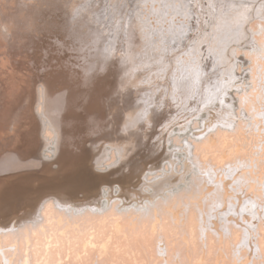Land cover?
Instances as JSON below:
<instances>
[{
	"label": "bare ground",
	"instance_id": "1",
	"mask_svg": "<svg viewBox=\"0 0 264 264\" xmlns=\"http://www.w3.org/2000/svg\"><path fill=\"white\" fill-rule=\"evenodd\" d=\"M211 4L219 9V19H215L218 23L217 25L220 26L219 28L227 29L229 34L232 33V31L237 33V31H239V27L243 26L247 21V23L245 24L246 26H244L245 29L243 28V33L240 31V34L244 35V38L241 37L242 39L240 41H245L244 39L246 38L247 40V38L249 37V42H242V47L236 44L238 46L237 48L235 47L236 50L234 48L233 50L228 52L226 50L228 48L227 47L225 48L226 51H224V53L220 52L223 60H230L233 58V61H239V59L241 58L239 55L242 54L244 58L242 60L240 59V61H242L240 62V65L246 67V75L244 77V79L246 78L245 86L238 88V90L234 92H229L230 94L227 97H223V102H221V104H218L220 105V107H217L218 105L216 104V108L220 109L218 111H214L213 113L221 112V114H218V116H220H217L218 119L214 118V114L209 108V106L215 107V105H210L211 102H209V106L206 107L207 105H205L204 108L202 105L203 103H200V105L203 107V110L200 111L199 109L200 113L198 112L197 117L195 119L193 118L194 120L191 119L193 121L191 123L192 128L191 126L182 127L179 123L177 124L178 126H173L174 124H172V127L171 125L167 127L166 131L168 132L167 134H165V137L161 142L162 144L159 147L162 162L153 166L152 170L149 171L145 168L144 163L146 161L148 162L150 159L147 160L148 158L146 157L140 158V155L138 153L135 154L133 158H130L131 160L127 161V163L125 162L128 158L127 156H129L125 155V147L123 146L126 144L127 138L125 139V141H123L120 136L122 135L125 138V136L130 133V136L132 138L134 136H137L134 137V139H138L137 142L135 141V143H137V147L135 146V148L146 146V143L148 141L144 142L146 141L145 139H143L144 136L147 135L149 137L152 133H155L156 130H158L159 126L160 129H162L167 125L166 122L168 121L167 118L169 119V117H167L168 114H166L165 110H163L165 101H161L160 109L157 112H147L146 109H144V107H146L147 105L140 106L141 104L139 105V108L136 107V109H134L133 107L138 105L133 104L131 106V109H134V112H132V116L130 115L131 121H136L138 126L137 128H135L134 132L132 131L133 129H129L126 135L120 133V131L118 133L120 135H117L114 131L116 129V127L114 126V130L111 129L112 132L109 130L110 127L107 128L110 132L107 134L105 131H103L106 128L101 129L100 127V124H103V127H105L104 123H102L103 121L105 122L104 119H101L97 124L90 125V127L88 126L77 129V132H70V127L68 126L70 118L67 117L62 119L60 125H58V119L52 117V112L55 110L54 106L50 105L49 107H46V105H44L40 110V112L43 113L42 118H39L40 121L42 120L41 122H43L42 124L45 129L44 132H47V134H44H46L48 138L47 145L44 144L45 147H43L45 148L44 151L46 152V156L44 159L46 161H49L48 158H50L52 164L56 168V171L43 170L42 172H37V166L40 167L41 162L39 161L37 156L39 148L36 144L33 143V135H31L32 129L26 131L25 126H23L18 131L20 132L18 139L21 142L28 141L26 137L31 140L32 146L28 150H24V152L19 153L17 151H10L7 148L0 147V198L2 197L7 200H12L11 202L21 203L29 195L30 190H32L34 187L37 189L34 195H30L31 197L28 196V199L26 198L27 201H30L29 207H31L30 211L33 213L32 217L30 216V214L29 216L27 214H24L22 215V217L20 216V218H15V228L12 226L10 227L12 223L10 225L8 224L9 227L8 225H0V264H264V217H259L258 219V216L256 215L257 212L264 210V206L262 207L263 204L257 207L258 201L250 199L249 203L246 204L250 205V208H247V210L242 209L241 211H235L233 207L229 205V209L231 208L232 211L234 210V212H236L234 213V215H236L235 217L244 218V220L239 219L238 223H226V221H228L227 219L225 220V227L227 229L224 230L221 226H218L219 224H214L210 221L215 219L209 218V215L211 214H209V212H206L203 204L188 202L185 204L183 203L182 205L181 203L182 198L186 197L185 194L193 195L196 193V191L198 192L201 190L199 188L203 183L198 182L199 180H206L207 183H204V185L217 188V191H215V193L213 192V194L215 195L217 192H219L220 194L218 195V197L220 198V200L218 202H225L227 200V196L225 195L228 193V188H230L228 186V188L226 187L227 182L225 180L227 178H230L232 171L234 173L236 172L237 174H239L240 171H243L246 162H244L242 159L241 161L243 162H240V167H236V169L231 168L232 170L230 169V171L228 170V168H225V170L224 168L218 167V164L209 165L207 164L208 162L205 163V160H210L209 158L211 157V153H214V155L217 156L215 154L216 151L214 150V147H216V145H219V142H224H221L222 144H225V142L228 143V140H230L232 137V139L235 140L234 136H238V142L242 140L240 139V137H243L244 140L242 141L245 142L242 144V148H249L252 144L249 143L250 145L248 146V140L249 138L252 139V136H255V132L253 130L254 122L257 123V118H260V121H263L264 124V0H254V5L257 4V7H254L253 5V8H256V14L252 15V17L247 20L244 16L250 12L248 11V9L252 8V0H209L207 11L208 15L210 14L209 6ZM187 9H189V7ZM229 12H234L237 14V16H227V14H230ZM212 17L214 16H211L210 18ZM240 29L242 28L240 27ZM221 31L223 30H220L219 33ZM214 32L213 35H216L214 34ZM223 34L220 33V35L225 36ZM215 37L216 36H214V38ZM224 39L221 41L222 43L224 42ZM228 40L231 41L232 39ZM210 47L214 48L213 51L216 50L214 41L211 42ZM217 54L219 55L218 52ZM195 55H197V53ZM190 57L191 55L189 56V58ZM206 57H209V55ZM206 57H204L203 59L205 60ZM218 58L215 59L217 60ZM206 59L208 61H211L209 60L210 58ZM200 61L203 60L201 59ZM233 61L231 60L232 64ZM80 63L79 65L81 66ZM237 63L235 62V64ZM207 66L206 68H208ZM239 67L240 66H238V68ZM233 68H235V66ZM209 71H211L212 73V70ZM187 72L188 71H186V73ZM183 73L186 74L185 71ZM174 74L176 75V73ZM194 74H192L193 77L195 76ZM237 74H239V72H237ZM186 75L188 77V74ZM128 76H130V74ZM170 76L174 75L172 74ZM176 76L177 78L179 77L178 75ZM189 76H191L190 73ZM95 77L93 79L97 78ZM185 77L184 79H186ZM205 77H208V73L207 76L205 75ZM98 80L97 85L100 86V81L102 82V80ZM122 80H124V78ZM224 81H227V79ZM175 82L178 83V81ZM194 82H192V84ZM207 83L208 81L206 80V84ZM170 84L168 85L169 87L172 86H170ZM227 86L230 85H226V87ZM166 87L164 89H166ZM102 88H104V85L102 86ZM229 89H231V87ZM166 90V95H168L169 91L168 89ZM200 92H202V90ZM192 95L194 96V94ZM80 97L81 96L79 95L78 98ZM82 97L84 96L82 95ZM216 97L217 96L215 95V98ZM225 98L227 99L225 100ZM193 99H195V97ZM196 100L198 101V99ZM88 101L90 100H85V103H87ZM213 103L216 102L213 101ZM87 104H89V102ZM87 104H85V106ZM162 104H164V106L161 107ZM78 105L81 106V104ZM149 106L150 107L147 108L151 109L153 107V104H149ZM224 108L227 109V112L222 110ZM256 112L259 113L256 114ZM35 118L37 122V117ZM199 122L201 124H204V127L201 130H197L195 128L196 126H193L195 123ZM143 124H145L149 128V131H142ZM195 125L198 126V124ZM256 125L257 124H255V126ZM174 127H176V129L178 130L180 129V131L171 132L172 128ZM261 127L262 126L258 127V129L260 130V132H264ZM39 129H41V127L38 128V130ZM88 131L90 132L88 133ZM91 131L93 132V134L95 132L101 133L103 131L104 133H106V135L101 134L100 136V134H98L100 138H102L101 140L98 141L97 138L96 141L95 138L94 140L92 138V141L90 142L88 138L85 142L87 135L90 133L92 134ZM134 133H136V135H133ZM92 136L94 135H91V137ZM130 136L128 135L129 138ZM132 141L133 139L131 140V142H129L130 144L132 143L131 146L134 147V142ZM84 142H88L90 144L88 146L87 143L86 146L83 147V151H80L77 156V154H75V151L77 150L76 148H78V145H81ZM122 142H124L125 144H123ZM241 143L238 144L240 145ZM220 146L222 145L220 144ZM132 147H128L127 150ZM147 147L149 150L154 149V145L152 143H149ZM219 147L216 148L218 149ZM229 147L230 146L228 145V148ZM240 149L238 148L237 151H239ZM72 150H74V154H72ZM220 150H222L221 148L218 151L222 152ZM156 151L157 150L151 152V159H153V155ZM227 153L228 152H226L225 154H218L221 157L218 156L219 159L216 160L224 161L228 159ZM140 154L143 153L141 152ZM149 154L150 153L147 152L146 156L148 157ZM262 154L264 155V153ZM249 155H251V153ZM201 156L205 158L204 161H202L203 159L201 158ZM75 157L77 158V161L80 162L78 163L80 164L79 169L76 168V171L68 170L66 172H63V165L72 161L71 159L75 161ZM211 158L213 159V157ZM263 158H261V160ZM30 159L32 160L33 165L28 163ZM255 159H257V157H255ZM254 161L256 162V160ZM263 162L264 159L261 161L262 165H264ZM256 164H258V162ZM101 166L103 167L100 168ZM131 166H133L132 169H129ZM105 167L106 169L104 170L103 168ZM208 167H212L214 172L212 170H209ZM33 169H35L36 172H33ZM246 171H250V169H247ZM134 172L135 175H133ZM155 175L157 176L153 178V176ZM235 175H233V177ZM57 176L59 177L57 178ZM200 176H202L203 178L201 179ZM246 176L247 175L242 177H245L246 179ZM251 176H253V174H251ZM216 178H218V182L219 179H221L219 183L217 182ZM77 179L79 180L76 181ZM214 180H216V182H214ZM2 182H4L5 184H3ZM199 183L201 186L199 185ZM4 186H8L7 191L3 190ZM127 186L134 187L140 194L144 193L143 196H145V198L140 200L143 197L142 196L135 202L129 201L126 194L123 193ZM236 186L234 185V188ZM12 187H17V191H15ZM218 187L221 189H218ZM262 187H264V185ZM259 189L260 188H258V190ZM211 190H213V188ZM202 192L201 195L203 194ZM209 192L210 191L208 190V193ZM235 193L237 194V192ZM69 198L75 200L80 199V201L78 200L77 202H72L70 200L68 202ZM187 198L190 197H186V200ZM211 198L212 197L210 196V199ZM213 198L214 200L216 199L215 196H213ZM246 199H248V197H246ZM190 200L192 201V198H190L189 201ZM194 200L195 198L193 199V201ZM207 201L208 200L206 199V202ZM211 202L213 203L212 200ZM211 204L208 205L211 206ZM174 206L176 207V209L174 208ZM180 206L185 208H182V210H180ZM223 206L220 205V207L222 208ZM236 206L238 207V205ZM208 207L206 209H208ZM24 208L26 207L24 206ZM231 209H227L228 211H230V214ZM238 210H240V208ZM24 211L25 210H23L22 213H24ZM239 212H241V214H239ZM250 218H252L253 220H250ZM5 219L7 218H4V220ZM145 220L152 221L153 223L143 222ZM6 223H10V220ZM226 224H228L229 226L227 227ZM108 226H111V228ZM242 235L245 236V239H242V237H240ZM248 235H250L251 237H249ZM152 239H156V244H154V241ZM198 243H200L199 249H197ZM138 252H143V255L139 256Z\"/></svg>",
	"mask_w": 264,
	"mask_h": 264
},
{
	"label": "rangeland",
	"instance_id": "2",
	"mask_svg": "<svg viewBox=\"0 0 264 264\" xmlns=\"http://www.w3.org/2000/svg\"><path fill=\"white\" fill-rule=\"evenodd\" d=\"M252 2L253 4L251 7L253 8L254 0H252ZM208 4L209 0H0V147L7 148L10 151H17L19 153L24 152V150H28L32 146L31 140H29L28 137H26V139L28 140L26 142H21L18 139L20 134V132L18 131L23 126H25L26 131L32 129L31 135H33V143L36 144L39 148L37 156L39 161L41 162V165L40 167L37 166V172L39 173L43 170L56 171V168L52 164L51 159L48 157L47 158L49 161H46L44 159L46 156V152L44 151L45 148L43 147H45L44 144L47 145L48 138L46 135L47 132H44L45 129L42 124L43 122H41L42 120L40 121L39 119L42 118L43 113L40 112V110L44 105H46V107H49L50 105L54 106L55 110L52 112V117L58 119V125H60L62 119L67 117L70 118L68 124V126L70 127V132H77V129L88 126L90 127V125L97 124L101 119H104L105 122L103 121L102 123H104L105 127H103V124H100L101 129H107L110 127L109 130L111 131V129L114 130V127H116L114 131L117 135H120L118 134L119 131L120 133L126 135L129 129H133L132 131L134 132L135 128H137L138 126L136 121H131L132 112H134L133 110L136 109V107L139 108L140 104V106L147 105L146 107H144L147 112H157L160 109L161 101H165V106L164 104H162L161 107L164 106L163 110H165L166 114H168L167 117H169V119L167 118L168 121L166 120L168 123L166 122L167 125L165 124L166 126L162 129H160L159 126L158 130H156L155 133H152L149 137L147 135L144 136L143 139H145L146 141H143H148L146 143V146L135 148L137 144L135 143V141L137 142L138 139H134V137L137 136H134L132 138L130 136V133H128V135L131 139L128 137V135H126L125 138L122 135L120 136L123 141H125V139L127 138V142H131L132 139V142H134V147L131 146L132 143L130 144V142H126V144L122 142L123 144H125L123 145L125 147V155H129L127 156L128 158L125 162L127 163V161L131 160L130 158H133L134 155L138 153L140 155V158L146 157L148 158L147 160L150 159L148 162L146 161L147 163H144V166L148 171L152 170L153 166L162 162L159 147L162 144V139L168 132L166 131L167 127H169L170 125L172 127V124H174L173 126H178V123L182 127L191 126V123L193 122L192 120L197 117L199 109L200 111H202L203 107L205 105H207L206 107H208L209 102H211L212 104L210 103V105H215V107L209 106L212 113L214 111H218L220 108L217 109L216 106L219 103L221 104V102H223V97H227L230 94L229 92H234L238 90V88L244 87L246 84V78L244 79L246 75V67L240 65V62H242L240 61V59L242 60L244 58L242 54L239 55L241 57L239 61H233L232 58L230 60L228 59L230 61L229 62L227 59L223 60L220 52L224 53V51L226 50L229 52L235 47H242V42L246 43L248 41L249 37L247 38V40L246 38L244 39L246 42L240 41L242 38H244V35L240 34V31L243 33V30L245 29L244 26H246L245 24L247 23V21L243 26H240L242 29H240L239 27V31H237V33L232 31V33L229 34L227 29L219 28L220 26L217 25L218 23L215 19H219L218 16H220L219 9H217V7H214L211 4L209 6L210 14H207ZM188 7L189 9H193L189 10L187 9ZM254 7H257V4H255ZM252 8L248 9V11L250 12L246 14L247 16H244L246 20L251 18L252 15L256 14V8ZM200 11L201 13H203L201 14ZM229 13L230 14H227V16H237V14L234 12ZM211 16L214 17L210 18ZM220 30H223L220 33H224L223 35H225L226 37L220 35ZM213 32L216 35H213ZM214 36L216 37L214 38ZM223 39L224 42L222 43L221 41ZM228 39L232 40L230 41ZM213 41L216 48L215 51H213L214 48L210 47V44ZM218 41H220L221 43ZM229 44L232 45L230 46ZM207 48L210 49L208 50ZM225 48L227 49L225 50ZM217 52L219 53V55L217 54ZM196 53L197 55H195ZM190 55L191 57L189 58ZM208 55L209 57H206ZM204 57L208 59L210 58L209 60L211 61H208L206 58L204 60ZM215 58L218 59L216 60ZM199 59H202L203 61H200ZM231 60L233 61V64ZM235 62L238 63L235 64ZM79 63L81 64V66L79 65ZM206 66L208 68H206ZM234 66L235 68H233ZM238 66L240 67L238 68ZM178 70H180L181 72L183 70V72L185 71V73L186 71H188L186 73L188 74V77L182 72L186 76L185 77ZM209 70H212V73ZM233 71L235 72V74ZM108 72L111 75H109ZM237 72H239V74H241L242 72L243 73L239 75L237 74ZM174 73L179 76V79ZM189 73L191 76H189ZM207 73L208 77H205V75L207 76ZM127 74H130V76H128ZM172 74L174 76H170ZM192 74L195 75V79ZM94 77L96 79H93ZM171 77L174 81L171 79ZM184 77L186 79H184ZM123 78L124 80H122ZM230 78L231 80H234L231 81ZM98 79L102 80V82L100 81V86L104 85V88L97 85L99 81ZM226 79L227 81H224ZM206 80L209 84H206ZM175 81H178L179 84ZM192 82L194 83L192 84ZM222 82L223 84L225 82V84L223 85ZM120 83L122 84V86ZM164 83H166L167 85ZM169 84L170 86H172L169 87ZM175 84L178 85L176 86ZM165 85L168 87H166ZM226 85L230 86L226 87ZM165 87L170 92H168V95H166L167 90L164 89ZM194 87H197L196 90ZM230 87L231 89H229ZM199 90H202V92H200ZM194 91L197 94H195ZM224 92L228 94L226 95ZM192 94H194V96ZM79 95L81 96L80 98H78ZM82 95L84 97H82ZM215 95L217 96L216 98ZM192 97H195V99H193ZM82 98L83 100L85 98L86 101L90 100L88 101L89 104H87L88 102L85 103V100L83 101ZM196 99H198V101ZM226 99L227 98H225V100ZM213 101L216 103H213ZM77 103L81 104V106ZM200 103H203V107L200 105ZM85 104L87 105L85 106ZM133 104H136L138 106H134V109H131V106ZM149 104H153V107L151 109H148L150 107ZM217 107H220V105H218ZM222 110L227 112L226 108ZM258 113L259 112H256V114ZM190 114L192 115V117ZM213 114L214 118L216 119L218 114H221V112ZM34 116L37 117V122ZM176 120L180 122H177ZM260 120V118H257V123L254 122L253 124L255 138L253 136L252 139L249 138V142L247 145L249 146L250 144H252L249 148H242V144L245 142L242 141L244 140L243 137H240V139L242 140L238 142V136H234L236 141L232 139V137L230 140H228L229 142L227 141L229 144L226 142L225 144H222L224 142L221 141L222 143L219 142V145H216V147H219L220 144L222 146H220L218 149L214 147V150L216 151L215 154L217 156H215L214 153H211L210 156L213 157V159L210 157V160L207 161L202 157L203 155L201 156V158L203 159L202 161L205 160V163L208 162L207 164L209 165L218 164V167L224 169L228 168V170H230L231 168L236 169V167H240V162L242 163L244 161L247 163H245L243 171H240L239 174L232 171L230 176L231 180L230 178H227L225 180L227 182L226 187H230H227L228 193L225 195L227 196V200L223 203L218 202L220 200V198L218 197L220 193L217 192L215 195L213 194V192L215 193V191H217V188L204 185V183H207L206 180V182L204 180H199L198 182L203 183L202 186L199 183V185L201 186L199 189L201 190L198 192L196 191V193L193 192L195 193L193 195L185 194L186 197L192 198V201H189L190 198H187L186 200V197H184V195L183 197L185 199L182 198V201H184H181L182 205L183 203L185 204L188 202L203 204L206 212H209V214H211L209 215V218L215 219L210 221L214 224H219L218 226H221L224 230L227 229L225 227V220L228 219L226 223H238L239 219L244 220V218L235 217L236 215H234V213L236 212H234V210L241 211L242 209L247 210V208H250V205H246L247 203H249L250 199L258 201L257 207L261 206L262 204V207L264 206V187H262L264 185V165H262L261 163V161L264 159V155L262 154L264 153V151H262L264 150V132H260V130L258 129V127L262 126L261 128L264 130V124L263 121ZM195 124H198V126ZM195 124L193 126H196L195 128L197 130H201L204 127V124H201L200 122ZM255 124L257 125L255 126ZM40 127L41 129L39 130L41 132L38 130V128ZM106 129L103 131H105L107 134L110 133L108 129L107 131ZM142 129L143 132L149 131V128L145 124H143ZM103 131L101 133L95 132L94 134L91 131L92 134L90 133L87 135V137L85 136V142L88 138L90 142L92 141V138L93 140L95 138L96 141L97 138L98 141L101 140V134L106 135V133H104ZM173 131H180V129L178 130L176 129V127H174L172 128L171 132ZM89 132L90 131H88V133ZM98 134H100V136ZM91 135L94 136L91 137ZM133 135H136V133H134ZM256 137L257 139L259 138V141L256 139ZM231 140L234 142H232ZM85 142L81 145H78L79 147L76 148L78 150L75 151V154H77V156L80 151H83V147H85L88 143ZM149 143H152L154 145L153 150L148 149L147 146ZM238 143L241 144L239 145ZM89 144L90 143H88L87 145L89 146ZM126 145L128 147H132L129 148L130 152L129 150H127L128 147ZM228 145L230 146L229 148ZM220 148L222 149L220 150L222 152L218 151ZM238 148H242L240 149L241 151H237ZM155 150L157 151L153 155V159H151V152ZM141 152L143 154H140ZM147 152L150 153L148 157L146 156ZM226 152H228V159H226L228 161L216 160L219 159L218 156L221 157L218 154H225ZM238 152H240L241 154ZM250 153L251 155H249ZM72 154H74V150H72ZM236 157H238L239 159ZM255 157H257V159H255ZM261 158L263 159L261 160ZM242 159L243 161H241ZM71 160L74 161L73 159ZM254 160H256V162ZM72 161L63 165V172H66L68 170L76 171L77 169H79L80 164L78 163L80 162L77 161V158L75 157V161ZM257 162L258 164H256ZM28 163L33 165L31 159L28 161ZM102 167L103 166H101L100 168ZM132 167L133 166H131L129 169H132ZM210 168L208 167L209 170L213 171V168ZM103 169L105 170L106 167ZM247 169H250V171H246ZM33 172H36V170L33 169ZM251 174H253V176H251ZM133 175H135V172ZM233 175H235V179ZM245 175H247L246 179L245 177H242ZM156 176L157 175L153 176V178ZM58 177L59 176H57V178ZM200 178L202 179L203 177L200 176ZM217 179L218 178H216V180ZM228 179L231 182H229ZM78 180L79 179H77L76 181ZM216 180H214V182H216ZM220 180L221 179H219V182ZM2 183L5 184L4 182ZM234 185L237 186L234 188ZM242 187L245 190H243ZM212 188L213 190H211ZM258 188L260 189L258 190ZM7 189L8 186H4L3 190L7 191ZM13 189L17 191V187H14ZM206 189H208L210 192L208 193V190ZM218 189L221 188L218 187ZM36 190L37 189L34 187L32 190H30L28 196L34 195ZM201 192L203 193L202 195ZM235 192H237V194ZM123 193L126 194L127 198L131 202H135L144 195V193L140 194L132 186H127ZM200 196L202 199L200 198ZM210 196L212 197L211 199ZM213 196L216 197L215 200ZM246 197H248V199H246ZM26 198L21 203L11 202L12 200H7L2 197L0 198V225L3 224L4 226H7L8 224L10 225L12 223L10 227L12 226L15 228V218H20V216L22 217V215L24 214H27L28 216L30 214V216L32 217L33 213L30 211L31 207H29L30 201H27L28 198ZM143 198H145V196H143L140 200H142ZM194 198L195 200L193 201ZM206 199L208 200L207 202ZM242 199L246 201H243ZM70 200L72 202H77L78 200L80 201V199L75 200L69 198L68 202ZM211 200L214 204L211 202ZM13 203L17 205H14ZM211 203L213 204V206ZM208 204H211V206ZM235 204L238 205V207ZM220 205H224L225 208L223 206V209L222 207H220ZM229 205H231L234 209L232 211V209L230 208L231 214L230 211H228L230 210ZM24 206L26 208H24ZM207 207L209 210L206 209ZM174 208L176 209L175 206ZM182 208L185 207H181V209H179L182 210ZM237 208H240V210H238ZM23 210H25L26 212L24 211V213H22ZM239 214H241V212H239ZM256 215L258 216V219L259 217H264V210L257 212ZM4 218H7L5 219L6 221L4 220ZM8 219L10 220V223H6L9 222ZM251 219L252 218H250V220ZM143 222L152 221L145 220ZM226 226L228 227L229 225L226 224ZM108 227L111 228V226ZM248 236L251 237L250 235ZM240 237H242V239H245L244 235ZM152 240L154 241V244H156V239ZM199 248L200 243H198L197 246V249ZM138 255L142 256L143 252H138Z\"/></svg>",
	"mask_w": 264,
	"mask_h": 264
}]
</instances>
